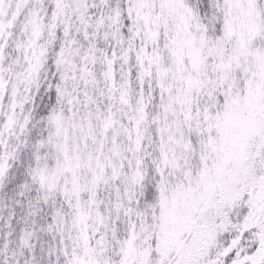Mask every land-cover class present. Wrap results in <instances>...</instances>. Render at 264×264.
Segmentation results:
<instances>
[{"label":"snow or ice","instance_id":"1","mask_svg":"<svg viewBox=\"0 0 264 264\" xmlns=\"http://www.w3.org/2000/svg\"><path fill=\"white\" fill-rule=\"evenodd\" d=\"M0 264H264V0H0Z\"/></svg>","mask_w":264,"mask_h":264}]
</instances>
